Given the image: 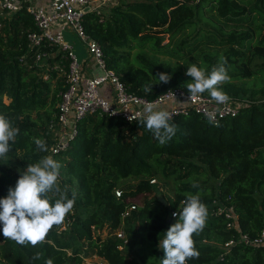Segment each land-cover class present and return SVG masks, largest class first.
<instances>
[{"label":"trees","instance_id":"1","mask_svg":"<svg viewBox=\"0 0 264 264\" xmlns=\"http://www.w3.org/2000/svg\"><path fill=\"white\" fill-rule=\"evenodd\" d=\"M211 10L221 22L213 27L201 24H209L203 15ZM224 22L244 27L226 32ZM84 25L101 44L108 67L148 98L169 88L187 90L188 82L183 63L146 52L134 55L136 46L182 57L186 43L196 37L190 53L200 49L210 71L219 58L204 47L221 44L231 77L222 90L243 104L236 114L218 121L219 127L195 109L175 116L170 123L178 125V131L163 146L141 123L143 118L129 121L98 112L79 118L78 133L55 154L62 165L61 187H68L69 198L76 194L72 212L62 226H54L43 245L21 246L0 231V264H45L48 259L53 264H82L90 253L107 264H160L164 253L159 242L178 219L185 194L197 192L208 217L203 231L194 234L200 257L187 264H264V245L240 239L242 232L255 237L264 229V80L259 86L235 81L264 74V0H119L103 13L87 12ZM194 25L193 38L173 42ZM35 28L25 8L0 18V113L20 129L8 158L0 159V198L15 187L18 170L48 156L53 142L46 125L64 86L60 75L53 88L57 70L34 60L28 31ZM160 72L171 75L168 84L159 83ZM146 84H153L152 92L144 91ZM36 138L46 142V152L36 148ZM169 176L179 183L170 196L160 192L164 203L156 183L158 177ZM193 182L200 187L193 188ZM132 204L137 207L124 215ZM220 205L235 206L239 227L227 226ZM98 227L114 230V237L96 232ZM118 229L125 230L128 241L117 235ZM231 239L235 241L227 246ZM36 252L43 253L41 259H32Z\"/></svg>","mask_w":264,"mask_h":264},{"label":"built area","instance_id":"2","mask_svg":"<svg viewBox=\"0 0 264 264\" xmlns=\"http://www.w3.org/2000/svg\"><path fill=\"white\" fill-rule=\"evenodd\" d=\"M119 0H0V18L10 15L22 8L33 17L35 29L28 31L30 50H33L36 62L49 61L60 55L48 69H56L62 76L64 88L60 90L57 109L48 121L52 134V144L49 154L53 158L60 150L69 145V140L78 133L77 120L94 112L110 116H121L133 121L143 118L144 106L148 103H161L177 100L168 110L174 118L197 110L207 118L212 114L220 121L226 116L236 114L243 101L230 97V102L217 105L208 93L195 98H189V93L182 87L169 88L155 98H148L130 86L121 78L115 69L108 67L104 50L99 41L85 28L84 17L87 12L103 13ZM64 30L77 34L86 46L88 55L79 59L75 46L67 39ZM49 73L46 72L45 77ZM61 177V176H60ZM156 179H152L154 182ZM121 194V190H117ZM136 204L128 206L124 212L127 215ZM219 210L227 217V226L238 224V213L234 205L219 206ZM2 228V226H0ZM117 235L128 241L123 229L116 231ZM241 240L247 243L264 245V229L255 237L241 233ZM235 239L226 242L229 246ZM123 247V244L119 245Z\"/></svg>","mask_w":264,"mask_h":264},{"label":"clouds","instance_id":"3","mask_svg":"<svg viewBox=\"0 0 264 264\" xmlns=\"http://www.w3.org/2000/svg\"><path fill=\"white\" fill-rule=\"evenodd\" d=\"M185 75L191 77L186 84L189 98L198 97L205 92L217 105L230 102V97L222 90V86L231 81L228 74L227 59L224 56L211 67H198L190 64ZM159 83L168 84L172 77L168 73H157ZM153 84H146L144 91L152 92ZM141 123L163 146L171 141L178 131V125L170 123L172 114L158 104L148 103L144 106ZM208 122L219 127V122L212 114L207 115ZM20 129L5 114L0 113V159H7L16 142ZM11 142V143H10ZM36 148L46 152V142L34 139ZM62 165L51 155L44 156L35 164H28L20 171L15 187H9L7 196L0 198V231L6 239L21 246L43 245L54 226H62L66 216L72 212L76 194L68 196V187L60 185V169ZM193 188H199L198 182L192 183ZM49 193L53 195L50 196ZM184 207L179 213H173L176 222L164 233L159 247L164 255L160 264H187L190 259H199L200 252L195 247L194 234L199 235L206 226L208 217L207 206L201 201L200 193H186ZM53 197H57L54 199ZM42 252L34 253L32 259L39 260ZM45 264H53L51 259Z\"/></svg>","mask_w":264,"mask_h":264},{"label":"rangeland","instance_id":"4","mask_svg":"<svg viewBox=\"0 0 264 264\" xmlns=\"http://www.w3.org/2000/svg\"><path fill=\"white\" fill-rule=\"evenodd\" d=\"M104 11H106V9ZM203 17L205 20H207L209 22V24L205 23L203 21H200V23L205 24L206 26L213 27V24L217 25L218 23L221 22L217 16L215 10L205 12ZM224 23L226 26V29H225L226 32H228V30L233 28V27H235L237 29H242L244 27V26H232V24H230L228 22H224ZM64 31H65V35H66L67 39L72 41V43L74 44L75 51H76L79 59L81 60L84 56L86 57L88 55L86 46L83 44V42L77 36V34H75L74 32H71L69 30H64ZM194 35H195V25L182 30L180 32V34L177 35V37L174 39L173 42L176 41V43H177V42H180L182 39L188 38V37L193 38ZM168 40H169V37H165L164 42H167ZM195 42H196V37L194 40L186 43V54L184 53L182 55V57H178V56L172 55L170 53H160L159 52V53L154 54V53L150 52L151 48H149V49L146 48L147 51H141L142 49L139 46H136L134 48L133 53L135 55V53H137V52H146L153 57H158L160 59L169 60L172 63H183V78L187 82H189L191 80V77H188L185 75L187 67L190 64H196V62H200L203 66H206V64H207V61H206L203 53H199L200 49L199 50H192L190 53V44H195ZM204 48L210 53L217 54L218 58H220L223 50L225 49V46L218 44V43H215L212 45L209 44L208 46H206ZM53 62L54 61H52L51 59L49 61L42 60L41 64L45 65L47 68H50L49 66L53 65L54 64ZM47 68H46V70H47ZM59 76L60 75L57 74V76L52 79V87L53 88H56L59 85V81H60L58 78ZM263 80H264V74H261V75L258 74V75H255L253 77H250V78L238 79L235 81H242L248 85L259 86V85H261ZM176 103H177V100H171L168 102L161 103L159 106L164 109V108L170 107L171 105H174ZM57 104H58V101L56 103V106H57ZM46 127L49 130V132H51V130L48 128V124L46 125ZM54 159L57 160L58 159L57 156H55ZM195 176L196 175H192L189 178H194ZM201 177H203V176L201 175ZM178 183H179V181L173 176H169L168 178L158 177V182L156 183L157 184L156 186L159 189L158 197H159V194H162L160 192H163L167 196H170V194L171 195L174 194L175 189H176V185ZM135 201L137 203H139L141 200L138 197V198H135ZM95 231L96 232L102 231L104 235H109V236L114 237V230L112 231L108 228H104V229L101 228L100 229V227H98L95 229ZM134 249L135 248L133 245H131V247L129 248L130 251H132ZM82 264H107V263L104 260H102L101 258H99V256H97L95 253H90V254L84 255V259L82 261Z\"/></svg>","mask_w":264,"mask_h":264},{"label":"water","instance_id":"5","mask_svg":"<svg viewBox=\"0 0 264 264\" xmlns=\"http://www.w3.org/2000/svg\"><path fill=\"white\" fill-rule=\"evenodd\" d=\"M159 198H160L164 203H167V200L165 199V197L163 196V194H159Z\"/></svg>","mask_w":264,"mask_h":264}]
</instances>
